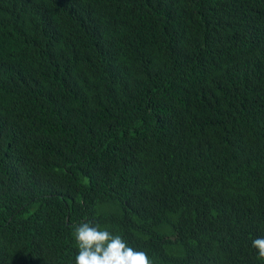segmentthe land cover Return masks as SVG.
I'll return each instance as SVG.
<instances>
[{
    "label": "trees",
    "instance_id": "1",
    "mask_svg": "<svg viewBox=\"0 0 264 264\" xmlns=\"http://www.w3.org/2000/svg\"><path fill=\"white\" fill-rule=\"evenodd\" d=\"M81 222L264 264V0H0V264H75Z\"/></svg>",
    "mask_w": 264,
    "mask_h": 264
},
{
    "label": "clouds",
    "instance_id": "2",
    "mask_svg": "<svg viewBox=\"0 0 264 264\" xmlns=\"http://www.w3.org/2000/svg\"><path fill=\"white\" fill-rule=\"evenodd\" d=\"M73 237L78 245L75 264H153L144 251L135 250L120 235L90 222L75 226ZM251 246L264 258V237L254 238Z\"/></svg>",
    "mask_w": 264,
    "mask_h": 264
}]
</instances>
